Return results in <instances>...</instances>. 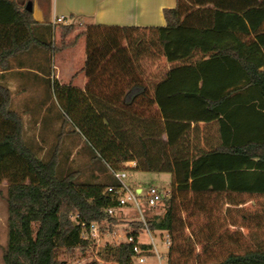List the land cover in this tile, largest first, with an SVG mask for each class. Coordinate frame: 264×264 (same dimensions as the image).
Returning <instances> with one entry per match:
<instances>
[{
  "label": "trees",
  "instance_id": "trees-1",
  "mask_svg": "<svg viewBox=\"0 0 264 264\" xmlns=\"http://www.w3.org/2000/svg\"><path fill=\"white\" fill-rule=\"evenodd\" d=\"M193 2L183 19L180 6L165 8V25L88 24L69 42L75 24H61L56 44L51 21H38L17 0H0V183L7 182L9 230L5 264H67L62 253H86L96 246L82 238L84 222L98 223L103 231L120 224L107 212L118 207V194L105 191L119 185L116 177L111 173L107 182H84L79 170H64L59 155L64 125L49 158L41 157L26 141L22 114L11 108L12 90L4 81L12 68L19 66L14 72L22 74L27 62L41 64L44 51L60 52L83 35L87 92L99 96L106 90L111 97L107 103L87 99L92 114L77 121L106 163L120 167L137 159L140 170L174 171L180 189L264 193V0ZM159 55L170 63L166 70L152 71L149 62H142L153 58L154 65ZM37 75L55 90L52 73ZM62 90L70 105L75 90L85 96L70 84ZM111 108L119 120L107 131L102 119ZM163 132L165 141L159 137ZM160 205L165 211L152 213ZM157 206L145 209L147 224L153 234L167 233L168 264H175L181 217L174 199ZM144 229L142 220L133 221L128 231L133 240L107 245L100 256L134 264ZM219 264H264V251L232 253Z\"/></svg>",
  "mask_w": 264,
  "mask_h": 264
},
{
  "label": "rangeland",
  "instance_id": "rangeland-1",
  "mask_svg": "<svg viewBox=\"0 0 264 264\" xmlns=\"http://www.w3.org/2000/svg\"><path fill=\"white\" fill-rule=\"evenodd\" d=\"M183 2L184 10L193 8V5L191 7L189 5L194 3L193 0H183ZM56 29H59L60 32L59 25L55 28V33ZM73 34V37H69V41L79 33L74 32ZM53 41L59 44L61 36L60 38L54 36ZM66 41L69 42L67 38ZM164 57L159 55L156 60L154 59V65L151 63L153 58L152 61L150 58H146L142 62H149V69L152 71H158V68H161L162 71L168 68ZM60 58L61 53L44 51L39 56L41 64L27 62L25 65L27 70L18 75L8 72L4 81L12 90L11 108L22 114L26 141L41 157L49 158L64 125L62 149L59 154L63 169L79 170L80 181L107 182L111 174L110 168L77 118L83 119L92 114L91 109L87 107V99L92 98L96 103H107L111 96L106 90L99 96L97 94L90 96L91 94L89 95L88 92L73 85L82 67L81 55L78 51L68 56V59L71 60L72 70L68 73L67 78L63 77L64 71L59 75L54 67L55 63H59ZM68 59L65 58V61ZM14 66H16L15 62ZM38 66H42L43 69L37 70ZM49 72L52 73L53 78L57 79L55 90L52 85L49 86L46 79L38 80L37 78L39 77L37 73L42 78ZM65 82L69 83L65 84ZM69 84L83 91L85 95L80 96L76 90L74 91L71 105L75 108V114L68 100L60 95L63 92V87ZM102 120L106 124L107 131H111V127L118 122L119 118L111 108L106 111ZM64 122L66 123L64 124ZM159 137L161 140L168 138L165 132L161 133ZM127 180L132 186L138 184L146 186L150 182L166 187H172L173 184V195L170 199L175 200L178 214L181 217V222L177 224L175 230L177 237L173 252L175 264H219L232 253L264 251V197L180 189L177 187L174 171L144 172L137 168L128 169ZM6 194L7 182L3 181L0 183V264H5L3 254L9 241ZM151 211L152 213H162L165 210L160 205ZM115 216L120 221L118 227L110 234L107 231L109 228L103 233L100 232L99 240L94 243L96 246L92 245L88 252L83 253L76 250L70 254L62 253L60 257L65 259L67 264H89L95 259L105 260L100 255L106 254V246L124 242L131 223L141 219V213L133 206L116 208ZM153 238L155 246H152L151 251L144 252L147 260L153 263L158 262V252L162 256L161 264H168L169 246L165 242L167 233L156 231ZM143 239L150 241V236H144ZM106 262L115 263L112 259L106 260ZM134 264L136 263L134 262Z\"/></svg>",
  "mask_w": 264,
  "mask_h": 264
},
{
  "label": "crops",
  "instance_id": "crops-1",
  "mask_svg": "<svg viewBox=\"0 0 264 264\" xmlns=\"http://www.w3.org/2000/svg\"><path fill=\"white\" fill-rule=\"evenodd\" d=\"M20 5L25 6L29 0H17ZM33 1V15L38 21H51L54 15H66L68 17L67 24H75L74 31L67 37L74 36L75 33L83 32L88 24H104V25H131V26H154L165 25L166 19L164 9L167 7H181L182 19L184 18L183 0H31ZM190 7L193 4H189ZM194 7V5H193ZM192 9V8H191ZM61 34L59 29H56L55 37L60 38ZM78 51L81 55L82 67L86 62V36L80 37L79 41L70 47L65 48L61 53L59 63L54 64L56 72L61 74L64 71L63 77L67 78L68 73L72 70L71 60L68 59L72 53ZM65 58L68 60L65 61ZM167 61V58L164 57ZM168 67L170 63L167 61ZM80 69V73L75 79L74 86L80 87L86 91L88 85V77L84 71ZM13 74L15 70H21L19 67L12 68ZM55 72V73H56ZM0 73L2 71L0 70ZM13 77V76H12ZM64 84V82H61ZM69 82H65L68 84ZM167 138H163V141ZM135 169V168H134ZM145 172V171H144ZM142 185H136L137 188ZM199 192V191H194ZM207 192V191H201ZM216 193H225L233 195L248 194L255 197H264V193H251V192H235V191H209ZM147 236L142 233L140 236L141 243H148L143 237ZM151 249L147 251H151ZM153 264V262L149 263Z\"/></svg>",
  "mask_w": 264,
  "mask_h": 264
},
{
  "label": "built area",
  "instance_id": "built-area-1",
  "mask_svg": "<svg viewBox=\"0 0 264 264\" xmlns=\"http://www.w3.org/2000/svg\"><path fill=\"white\" fill-rule=\"evenodd\" d=\"M51 23L56 28L60 24H67L68 17L66 15H54L51 19ZM108 167L110 168L111 173L116 177L119 181V185H108L105 188L107 193H117L118 194V207L121 206H133L139 210L141 213V219L145 224V229L143 233L150 236V241L147 244H151L155 246L153 233L150 230V227L147 224L146 214H145V207H156L163 199L170 198L173 195V189L171 187H166L163 185H159L156 183L150 182L146 186H141V191H138L136 186H132L127 178H128V169H134L137 167V159H129L122 161L120 163V167L116 166L115 164L109 162L107 163ZM117 207V208H118ZM116 208L109 207L107 208V212L109 214L114 215ZM108 234L112 231L109 229L107 230ZM100 232L103 233L101 229V225L98 223L87 224L86 222L83 223V230H82V238L84 239H91L94 243L99 240ZM133 237L127 235L125 241H132ZM166 244L170 245V239L167 235V240L165 241ZM142 244L139 241V244L136 246V255L134 256V261L136 264H149L144 254L145 251L140 246ZM153 248V247H152ZM157 256L159 261L154 262L153 264H161L162 256L160 253L157 252ZM98 264H116V263H107L106 260L98 259Z\"/></svg>",
  "mask_w": 264,
  "mask_h": 264
},
{
  "label": "water",
  "instance_id": "water-1",
  "mask_svg": "<svg viewBox=\"0 0 264 264\" xmlns=\"http://www.w3.org/2000/svg\"><path fill=\"white\" fill-rule=\"evenodd\" d=\"M26 9L29 11H33V1L29 0L27 5H26ZM138 191H141V188H138Z\"/></svg>",
  "mask_w": 264,
  "mask_h": 264
}]
</instances>
